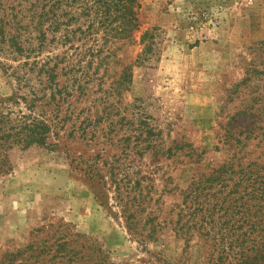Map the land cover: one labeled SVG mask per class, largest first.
<instances>
[{
	"label": "rangeland",
	"instance_id": "rangeland-1",
	"mask_svg": "<svg viewBox=\"0 0 264 264\" xmlns=\"http://www.w3.org/2000/svg\"><path fill=\"white\" fill-rule=\"evenodd\" d=\"M138 1V31L90 67L91 91L73 101L88 134L68 137L69 122L51 147L9 152L0 264H25L13 255L52 225L86 236L110 264H216L223 222L242 234L264 219V0ZM50 40L25 43L36 51L23 56L0 46V113H27L15 103L33 82L24 65L66 50Z\"/></svg>",
	"mask_w": 264,
	"mask_h": 264
},
{
	"label": "trees",
	"instance_id": "trees-1",
	"mask_svg": "<svg viewBox=\"0 0 264 264\" xmlns=\"http://www.w3.org/2000/svg\"><path fill=\"white\" fill-rule=\"evenodd\" d=\"M139 10L138 0H0V46L3 49L17 56L27 52L31 55L36 50L26 49L24 44L35 41L43 46L49 36L51 43L66 49L62 55L24 65L29 66L25 76L34 74L33 82L29 77L26 79L28 93L16 97L15 103L23 104L27 113L21 110L14 115L0 113V174L12 169L11 150L51 147L52 140L68 128L69 122L72 124L68 137L82 129L77 128V121L83 110L77 113L73 101L89 95L88 84L94 79L90 67L109 64L122 45L132 40L139 29ZM149 35L144 33L141 41L144 43ZM150 47L152 42L147 43L143 53L149 52ZM40 50L42 48L38 47L37 51ZM121 78L127 80L126 71ZM18 80L22 84L24 79ZM93 106L87 109L90 114L84 121H89L88 124H92ZM149 132L154 136L153 131ZM87 134L85 127L81 136ZM88 170L91 174L94 171L91 166ZM121 189L118 183L115 192L119 198L123 195ZM223 210L225 216L229 212L235 214L236 208L231 205ZM257 213L264 217V208L258 207ZM130 218L132 215L126 219L129 231L132 229ZM223 223L219 227L221 241L217 243L222 247V254L216 264H264V219L238 227L247 228L242 234L236 231L237 221ZM62 227L52 225L37 230V243L33 241L19 250L13 255L14 262L21 258L26 264L28 260L41 262L49 258L51 264H110L99 246L90 244L89 239L79 233L68 234L69 228L64 231ZM40 233L45 235L38 236ZM81 240L89 244H79Z\"/></svg>",
	"mask_w": 264,
	"mask_h": 264
}]
</instances>
